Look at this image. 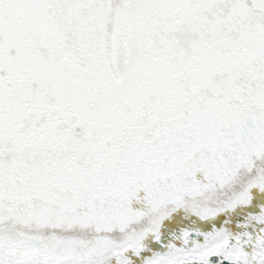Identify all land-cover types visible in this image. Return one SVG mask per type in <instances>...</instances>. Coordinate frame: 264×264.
I'll use <instances>...</instances> for the list:
<instances>
[{
    "label": "snow or ice",
    "instance_id": "1",
    "mask_svg": "<svg viewBox=\"0 0 264 264\" xmlns=\"http://www.w3.org/2000/svg\"><path fill=\"white\" fill-rule=\"evenodd\" d=\"M0 264H264V0H0Z\"/></svg>",
    "mask_w": 264,
    "mask_h": 264
}]
</instances>
